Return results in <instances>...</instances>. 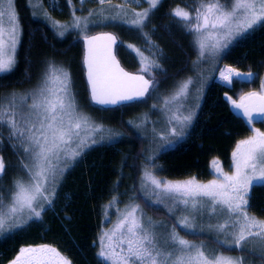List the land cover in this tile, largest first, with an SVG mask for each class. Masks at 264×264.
Listing matches in <instances>:
<instances>
[{
    "label": "snow or ice",
    "instance_id": "1",
    "mask_svg": "<svg viewBox=\"0 0 264 264\" xmlns=\"http://www.w3.org/2000/svg\"><path fill=\"white\" fill-rule=\"evenodd\" d=\"M128 2L124 0V4ZM161 2L147 0L148 7L133 11L131 19L127 18L123 4L113 5L111 15H105L103 8L98 13L90 11L86 17L73 13L70 25L52 20L47 12L43 18L51 21L60 37L69 27L86 32L90 23L109 19L120 20L143 32L150 14ZM68 3L71 4V0ZM99 4L112 5V0H99ZM28 5L33 9L39 6L36 0H28ZM170 14L182 30L191 35L198 53L196 64L209 55L225 51L257 27H264V0H194L191 10L177 6ZM94 15H99L101 21L90 19ZM33 16H36L35 11ZM22 31L15 0H0V78L10 73L17 63ZM143 34L155 51L150 57H144L139 49H134L141 56L142 74H131L120 66L112 51L117 44L114 35L84 36L87 45L84 64L91 102L117 106L142 101L156 93L159 81L152 73L156 69L162 71L156 59L160 50L147 33ZM253 76L251 71L242 73L232 67L219 74L221 81L229 85L234 78L251 80ZM194 83L193 78L188 77L163 99L161 110L171 113L167 121L171 127L163 135L152 130L160 150L171 148L175 139L185 135V129L194 119L195 112L191 108L183 114ZM196 91L199 93L202 88ZM240 100V103L232 101L233 107L242 110L253 135L237 143L232 152V172L218 170L216 178L207 183L194 176L169 181L157 178L145 165L142 191L149 203L164 205L176 221L169 228L147 217L139 204L127 205L113 229L100 237V250L96 255L103 264H254L247 256L259 258L264 264V219L250 214L251 190L264 187V131L253 127L257 121L264 122V82L259 92H248ZM0 128L6 130L8 143L21 157L18 165L22 173L5 186L9 165L0 155V240L18 234L30 221L42 218L46 207L53 203L58 178L87 148L121 135L95 123L80 110L70 72L52 63L48 64L35 89L0 99ZM3 136L0 131V147L4 143ZM155 155H159V151L148 159L154 160ZM217 165L218 161L214 160L213 166ZM114 201L115 198L110 204ZM213 220L215 223H211ZM177 227L186 235L213 233L218 246L238 250L241 255L226 256L203 242L194 243L183 238ZM11 264H72V261L57 248L41 244L22 247Z\"/></svg>",
    "mask_w": 264,
    "mask_h": 264
},
{
    "label": "trees",
    "instance_id": "2",
    "mask_svg": "<svg viewBox=\"0 0 264 264\" xmlns=\"http://www.w3.org/2000/svg\"><path fill=\"white\" fill-rule=\"evenodd\" d=\"M15 1L23 31L16 53L17 63L10 73L0 78V99L15 92H29L49 63H59L70 72L73 92L85 109L96 114L101 125L111 127L121 135L87 148L58 179L53 203L46 207L42 218L30 221L25 229L18 230V234L0 240V264H10L22 247L41 244L57 248L72 264H103L96 253L100 250L98 237L101 228L105 226L103 218L109 209L107 204L115 195L136 200L140 198L138 182L144 141L128 121L133 123V117L140 116L138 114L142 112L146 114L148 101L154 100V94L146 96L142 101L110 108L92 103L84 78L80 34L74 28H69L63 37L56 35V30L47 21L33 16L30 7L26 5L27 0ZM67 1L50 0L48 15L56 20L55 13L59 11L62 15L68 9ZM91 2L95 3L93 0L84 3L93 6ZM71 3L77 6V0H71ZM193 4L194 0H162L160 7L150 14L143 32L120 20L102 22L106 28L104 30L116 34V55L122 66L129 70L140 71L141 67V56L134 49H139L144 57H150L151 52L155 51L143 33H147L158 46L160 52L156 59L162 71L156 69L152 73L159 81L158 92L185 77L189 65L198 55L191 35L184 32L170 14L177 6L191 10ZM76 9L79 10V6ZM69 19L71 17L67 15L66 19L58 21L64 24ZM226 54L228 57L220 59L218 63L230 64L240 72L251 71L254 76L251 80L242 79L239 83L234 80L232 87H227L213 80L219 67L214 69L207 78L200 111L186 137L173 148L160 151L155 156L154 171L159 176L168 179L188 176L208 179L211 177L210 160L216 158L223 166H228L236 142L251 134L245 118L233 108L232 100L236 88L253 90L263 82L264 27H257L235 41L226 50ZM232 66L223 65L217 71L216 79L221 81L220 71ZM224 84L230 86L226 82ZM254 124L257 127L264 126V122L260 121ZM3 132L4 143L0 147V155L9 165L4 178L7 186L21 175L18 165L21 157L14 153L8 143L6 130ZM140 203L146 206L144 201L140 200ZM151 208L145 210L154 213ZM250 211L264 219V187L252 189Z\"/></svg>",
    "mask_w": 264,
    "mask_h": 264
},
{
    "label": "rangeland",
    "instance_id": "3",
    "mask_svg": "<svg viewBox=\"0 0 264 264\" xmlns=\"http://www.w3.org/2000/svg\"><path fill=\"white\" fill-rule=\"evenodd\" d=\"M49 1L50 0H36V3L39 6L36 7L35 9L30 7V11H31L32 14H33V11H35L36 12V16L35 17L40 18L42 20H45V21H47L48 24L51 25V21L46 20V19L43 18L45 12L50 14V11L48 10V8L51 7V2H49ZM85 1L86 0H84V2ZM93 1L98 6L94 5L95 3H93V2H91V3L93 4L94 7L92 5H90V4H87V5H85V3L81 4V0H77V6L76 7L79 6V10L78 11H76L77 10L76 7L73 5V3H71V4H69L68 9L66 10V12L64 14L61 15V13L59 11L57 13H55L56 16H57L56 20L53 17H51V18L54 21H58V20L66 19L67 15H68L69 18L71 17V19L68 20L67 24L70 25L72 23V20H73V13H75L76 16L86 17V16H88V13L90 11L98 13L100 11V9L103 8L104 11H108L109 10L108 12H104L105 15H111L114 12L113 5L123 4L124 8H125V11L128 12V17L127 18L131 19L132 16H133V11H135V12L143 11L145 8L148 7L147 0H140L139 3L134 2V0H129V2L127 3L128 9H126V4H124V0H112V5H109V4L100 5L99 4V0H93ZM15 3H16V1H15ZM26 5L29 6L28 5V0L26 1ZM15 9H16V5H15ZM60 18H62V19H60ZM90 19L101 21L102 18L99 15H94ZM108 21H114V20H110L109 19V20H103L102 22H108ZM102 22H98V23H95V24L90 23L88 28H87V30H86V32H82V31H80L78 29H75V30L80 34V36L88 34V33H90L91 31H94V30H98V29L99 30H104L106 28L104 27ZM59 23L63 24L62 22H59ZM69 28H71V27H69ZM226 50L221 52V53H219L216 56L209 55L204 60H201V61H199L196 64H194V62H192L189 65V71L186 72V76L185 77L177 79L169 87L163 89L162 92L156 91V93L154 94V100L148 101V109L146 111V114H145V112H142L141 114H138L140 116L135 117V118L133 117V120H132L133 123H131V124L133 125V127L137 131V133L143 138V141H144L143 146H142V158H141L142 159V165H141V168H140V176H139V182H138L140 198H139V200H136V199L131 198V197L130 198L126 197V196L124 197V195H121V196L120 195H115V197H113L111 199L113 201L114 198H115V201L113 203H111V204H110V202H112V201H110L107 204V207L109 209L106 211V213L104 215V218H103V224H105V226H103L101 228L100 234H99V237H98L99 247H100V237H101V235L104 232H108L111 229H113L114 225L117 223L118 218L121 215V213L123 212V210L125 209V207L127 205L133 203V202H135L136 204H139L140 208L144 211L146 216L147 217H151L153 221L163 222L164 224L168 225L169 228H171L173 226V224L175 223L176 217L171 216L168 213V210H167V208L164 205H162V204L161 205H157L155 203H149V201L146 198L144 192L142 191V189H141V177H142V175L144 173V167H145V165H148L149 168L151 169V171H153V173L156 175V177L159 178V179H163V180L180 181V180L188 179V178L193 177V176H188V177L182 178V179H168V178H164V177L159 176L154 171L155 168L152 167L153 166V160L150 161L148 159V157L153 156L157 151L160 152V151H163V150H160L158 148V138H157V140L153 139L154 133H153L152 130L155 129V134H161V135L167 134L169 128L171 127L167 123L168 118L171 115V113L168 112L167 110H164V111L161 110L162 107H163V99L165 97H167V96L172 94V92L177 88L179 82L186 80L188 77H192L193 80L195 81V83L193 84V86L190 89L189 99L187 101H185L186 110L184 111L183 114H187V108H191L195 112V116H194V119L192 120L191 124L185 129V135L183 137L179 138V139L173 138V139H175V142L173 143L171 148L176 146L182 139H184L186 137L188 131L190 130V128L192 127L194 121L196 120L198 112L200 111V106H201V103H202L204 91H205V89L207 87V78L210 76V74L214 71V69L216 67H219L218 68V70H219L223 65L224 66L225 65L232 66V65L227 64V63H222V64L218 63V62H220L219 61L220 59L228 57V55L226 54ZM194 61H197V56H196ZM54 65H56L58 67H62L59 63H54ZM233 68L237 69L236 67H233ZM45 71H46V69L40 74L38 82L35 85H33L30 90H33V89H35L38 86L41 78L43 77V74L45 73ZM217 71L215 73V76H214L213 80L218 82L221 85H226V84H224V82L216 79ZM242 73H245V72H242ZM242 79H246V78L245 77H243V78L241 77V79L240 78L239 79L234 78V80H236L238 83ZM197 88H202V91L198 93L196 91ZM251 91H253V90H248L246 93H242L241 96H244L248 92H251ZM15 93L22 94L20 92H15ZM238 93H239V90L234 92V101L236 100V103H240L241 102V100H240L241 96H237ZM4 97H6V96H4ZM197 97H199V98H197ZM76 98H77V102H78L80 110L83 113H85L87 116H89L92 119V121H94L97 124H100V122L97 119V115L94 114L92 111H89V110L85 109V107L82 104V102L80 101L79 97L76 96ZM197 104L199 105V107H196ZM153 105H156L157 107L154 108ZM234 109L237 112H241V110H237L236 108H234ZM143 121H146V122L142 123ZM128 124L130 125L129 121H128ZM136 124H141V127H139V128L135 127ZM173 125H175V122H173ZM254 125H253L254 128H258L260 131H264V126L257 127L255 125L256 126L255 127ZM105 129L114 130L113 128L107 127V126H105ZM1 131H4V129L1 128ZM251 135H253L252 132H251L250 135H248L246 137H243V138L239 139L236 142V144L234 145V147H233V149L231 151V162H230V164L228 166H223L218 159L212 158L210 160L211 177L208 178V179H198L197 178V180L200 181V182H203V183H207L208 181L216 178V173L218 172V170H223V172H226V173L230 174L232 172V170H233L232 169V162H233L232 161V152L235 150V147H236L237 143L240 140L246 139V138H248ZM114 139H116V138H113V140ZM105 140L106 141H111L112 139H107L106 138ZM214 160L218 161V165L216 167L213 166V161ZM65 172H67V171H65ZM58 179H61V177L58 178ZM136 198L138 199V197H136ZM140 200L142 202L144 201L146 203L145 207L140 203ZM147 207H152L154 209V213H156V214H154L152 212H147L145 210V208H147ZM158 213H162V214H158ZM250 214H252L251 211H250ZM252 215H254V214H252ZM260 219H262V218H260ZM207 223H208L207 218H205V225ZM211 223H215V220L211 221ZM176 230L178 232H180V235L183 238L188 239V240H190V241H192L194 243L203 242V243L207 244L210 249H216V250H218L220 252H223L224 255H226V256H238V255H241V253L238 250H228L225 247L218 246L217 243L214 242V234L213 233H209V232L206 231L204 233H201L199 236H196V235H186L184 233V231L182 229H180L179 227H177ZM61 254H63V253H61ZM246 258L249 261H253L254 264H262V262H261V260L259 258L251 257V256H247Z\"/></svg>",
    "mask_w": 264,
    "mask_h": 264
},
{
    "label": "water",
    "instance_id": "4",
    "mask_svg": "<svg viewBox=\"0 0 264 264\" xmlns=\"http://www.w3.org/2000/svg\"><path fill=\"white\" fill-rule=\"evenodd\" d=\"M105 33H107V34H111V35H114V36L117 38L116 34H115L114 32H112V31H110V30H99V31H95V32H92V33H90V34H87V36H98V35H102V34H105ZM100 43H102V42H100ZM117 43H118V38H117ZM81 44H82V66H83L84 78H85V81H86L87 90H88V96H89V85H88V82H87V70H86V66H85V64H84V57H85L86 52H87V45H86V43H85L84 36L81 37ZM116 46H117V44H116V45H113V49H112V51H113V54L116 56V59L119 61L120 66H121L126 72H129V73H131V74H142V73H140V71L129 70V69L125 68L124 66H122V64H121V62H120V60H119V58H118L117 55H116ZM144 75H145V74H144ZM145 78L147 79L148 77L145 75ZM89 98H90V96H89ZM92 103H93V102H92ZM94 104H95V103H94ZM96 105H98V104H96ZM99 106H101V107H105V108L114 107V106H112V105H107V106L99 105ZM117 106H118V105H117Z\"/></svg>",
    "mask_w": 264,
    "mask_h": 264
},
{
    "label": "flooded vegetation",
    "instance_id": "5",
    "mask_svg": "<svg viewBox=\"0 0 264 264\" xmlns=\"http://www.w3.org/2000/svg\"><path fill=\"white\" fill-rule=\"evenodd\" d=\"M76 11H78V9L76 10ZM243 78V77H242ZM239 79V78H238ZM240 79H241V77H240ZM263 82H264V78H263ZM262 83V82H261ZM260 89H261V85L259 86V87H257L256 89H253V91H256V92H259L260 91ZM237 90H239V93L237 94V96H241L242 95V93H246L247 91H245V89H243V88H236V90L235 91H237ZM253 91H251V92H253ZM242 97V96H241ZM232 101H234V100H232ZM235 102H236V100H235ZM233 105V104H232ZM239 114H240V116H242V110H241V112H238ZM243 117V116H242ZM255 126V125H254Z\"/></svg>",
    "mask_w": 264,
    "mask_h": 264
}]
</instances>
